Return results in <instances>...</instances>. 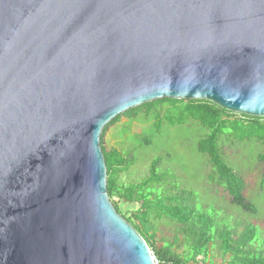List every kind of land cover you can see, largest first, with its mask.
Listing matches in <instances>:
<instances>
[{
	"label": "water",
	"instance_id": "95a60500",
	"mask_svg": "<svg viewBox=\"0 0 264 264\" xmlns=\"http://www.w3.org/2000/svg\"><path fill=\"white\" fill-rule=\"evenodd\" d=\"M164 99L264 118V0H0V264H156L101 135Z\"/></svg>",
	"mask_w": 264,
	"mask_h": 264
},
{
	"label": "trees",
	"instance_id": "16d2710c",
	"mask_svg": "<svg viewBox=\"0 0 264 264\" xmlns=\"http://www.w3.org/2000/svg\"><path fill=\"white\" fill-rule=\"evenodd\" d=\"M166 113L162 116V109ZM142 111L144 113L142 114ZM156 115L157 119L170 120L173 127L192 123L201 128V139L197 145L199 153L208 159L209 174L213 182L222 187L231 197V206L245 213H253L245 199L244 181L226 162L222 147L232 144L245 146L250 140L255 141L263 152L258 160L264 164V118H254L228 112L208 101L191 100H159L145 104L126 112L128 119L144 118ZM166 115V117H165ZM141 116V117H140ZM118 116L111 121L101 135V146L107 167V193L111 201L118 198L119 202L140 205L132 212L131 217L123 214L116 203L117 213L125 219L144 239L156 258L158 264H264V235L258 228L244 222L234 226L219 225L221 218H215L207 211L198 212L190 207V198L185 192H176L171 182H167L165 174H159V159L152 162L150 176L137 184L119 186V177L130 170L129 159L122 151H107L103 139L108 129L120 122ZM207 175V176H209ZM161 183L167 184L164 191L159 192ZM264 186V175L260 188ZM225 219V218H224ZM223 219V220H224ZM175 226L174 240L163 243L155 248L157 229L160 225ZM263 236H262V235ZM257 245V246H256ZM213 251L217 255L213 254ZM218 264V263H217Z\"/></svg>",
	"mask_w": 264,
	"mask_h": 264
},
{
	"label": "rangeland",
	"instance_id": "374dc122",
	"mask_svg": "<svg viewBox=\"0 0 264 264\" xmlns=\"http://www.w3.org/2000/svg\"><path fill=\"white\" fill-rule=\"evenodd\" d=\"M165 113L166 108H163L162 116ZM171 119L167 116V119L159 120L156 115L147 119H128L122 115L120 122L108 129L103 139L106 150L118 149L130 162V170L119 177L118 185L128 186L146 180L150 176L152 162L159 159L158 173L167 176L166 181L172 183L171 186L176 192H185L190 198V207H195L198 212L207 211L211 215L214 214L215 218L220 215L217 217L222 219L220 226L227 228L246 221L264 235V186L260 188L264 164L258 160L259 153L263 150L255 145L254 140L246 142L245 146L232 144L233 146L222 147L226 162L244 181L243 195L254 209L253 213H245L231 206L229 194L219 187L216 181L213 182L212 176L209 175L210 170L206 173L208 159L197 149L203 130L192 123L173 127L170 124ZM166 185L161 183L158 191H164ZM112 202L116 203L127 217H131L132 212L140 207L125 201L119 202L118 198H114ZM174 228L175 226L167 224L158 227L156 249L163 243L173 242ZM213 254L217 255L215 251ZM214 261L216 264L221 262L219 257Z\"/></svg>",
	"mask_w": 264,
	"mask_h": 264
},
{
	"label": "clouds",
	"instance_id": "9594fccd",
	"mask_svg": "<svg viewBox=\"0 0 264 264\" xmlns=\"http://www.w3.org/2000/svg\"><path fill=\"white\" fill-rule=\"evenodd\" d=\"M155 262H157V261L155 260Z\"/></svg>",
	"mask_w": 264,
	"mask_h": 264
},
{
	"label": "built area",
	"instance_id": "2783aa9c",
	"mask_svg": "<svg viewBox=\"0 0 264 264\" xmlns=\"http://www.w3.org/2000/svg\"><path fill=\"white\" fill-rule=\"evenodd\" d=\"M157 263V262H156Z\"/></svg>",
	"mask_w": 264,
	"mask_h": 264
}]
</instances>
